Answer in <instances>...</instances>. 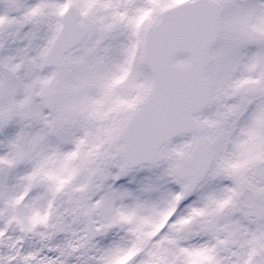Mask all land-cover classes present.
Masks as SVG:
<instances>
[{
	"label": "snow or ice",
	"instance_id": "obj_1",
	"mask_svg": "<svg viewBox=\"0 0 264 264\" xmlns=\"http://www.w3.org/2000/svg\"><path fill=\"white\" fill-rule=\"evenodd\" d=\"M0 264H264V0H0Z\"/></svg>",
	"mask_w": 264,
	"mask_h": 264
}]
</instances>
